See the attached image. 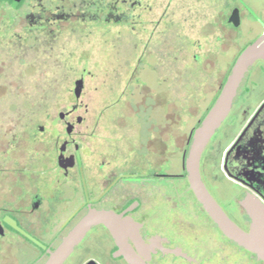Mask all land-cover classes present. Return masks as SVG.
Wrapping results in <instances>:
<instances>
[{
    "label": "flooded vegetation",
    "instance_id": "af4514ba",
    "mask_svg": "<svg viewBox=\"0 0 264 264\" xmlns=\"http://www.w3.org/2000/svg\"><path fill=\"white\" fill-rule=\"evenodd\" d=\"M204 2L207 14L216 4L213 19L235 29L245 15L241 5L250 4ZM174 6V0H0V67L21 53L29 56L25 69L79 70L63 92L66 101L51 109L46 92L36 122L0 127V264H44L90 210L111 214L112 230L91 226L62 264H264V58L244 72L199 160L200 179L222 212L242 233L254 229L255 250L210 218L184 166L194 129L241 51L264 42V28L223 64L226 50L216 45L225 42V30L215 37L219 88L179 151ZM248 8L264 21L263 11ZM203 58L191 54L198 71ZM89 90L91 109L84 100Z\"/></svg>",
    "mask_w": 264,
    "mask_h": 264
},
{
    "label": "rangeland",
    "instance_id": "374dc122",
    "mask_svg": "<svg viewBox=\"0 0 264 264\" xmlns=\"http://www.w3.org/2000/svg\"><path fill=\"white\" fill-rule=\"evenodd\" d=\"M249 1L250 8L264 12V0ZM174 4V147L181 151L190 129L219 88L221 71H218V63L213 64L217 52L214 47L226 50V55L219 59L220 64H223L245 39L253 37L255 30L264 28V21L257 16L261 21L256 22L249 6L244 5L243 8L241 5L245 15L240 27L235 29L228 25L224 28L217 18L213 19V7L216 4L210 5V14L206 13L204 0H174ZM222 30H225V42L215 46V37L222 35ZM194 51L203 54L202 60L206 62L202 64L204 66L200 71L191 63V54ZM20 55L21 53L13 65L7 62L5 66L0 67V127L3 126V129L12 124V120L13 123L17 121L18 125L36 122L39 117L37 111L46 92L50 95L51 109L60 98L66 101L65 96L62 97L63 92L70 86L71 77L79 71L57 67L25 69L23 61L28 60L29 56L23 54V57L26 55L23 59ZM207 63L209 68L206 67ZM214 70L218 71L217 74ZM89 93L90 90L84 95V100L91 109ZM174 168L177 169L176 161Z\"/></svg>",
    "mask_w": 264,
    "mask_h": 264
},
{
    "label": "water",
    "instance_id": "95a60500",
    "mask_svg": "<svg viewBox=\"0 0 264 264\" xmlns=\"http://www.w3.org/2000/svg\"><path fill=\"white\" fill-rule=\"evenodd\" d=\"M231 21L234 25L238 23L237 19ZM259 58H264V42H253L247 45L238 55L216 99L200 124L194 129L191 144L184 160L189 187L196 199L228 237L236 240L249 250H255L258 246L253 241L254 229H251L248 234L242 233L222 212L200 179L199 160L208 140L227 116L236 88L244 72ZM98 223H103L110 230L113 228L111 214L90 210L67 232L56 248L50 251L44 264H62L90 227Z\"/></svg>",
    "mask_w": 264,
    "mask_h": 264
}]
</instances>
